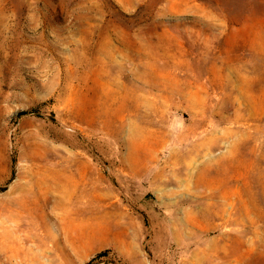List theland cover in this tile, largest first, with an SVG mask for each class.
<instances>
[{
  "label": "rangeland",
  "instance_id": "1",
  "mask_svg": "<svg viewBox=\"0 0 264 264\" xmlns=\"http://www.w3.org/2000/svg\"><path fill=\"white\" fill-rule=\"evenodd\" d=\"M0 264H264V0H0Z\"/></svg>",
  "mask_w": 264,
  "mask_h": 264
}]
</instances>
